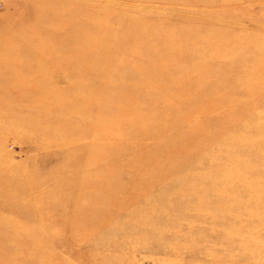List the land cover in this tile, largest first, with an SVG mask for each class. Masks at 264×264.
I'll return each instance as SVG.
<instances>
[{
  "label": "rangeland",
  "instance_id": "obj_1",
  "mask_svg": "<svg viewBox=\"0 0 264 264\" xmlns=\"http://www.w3.org/2000/svg\"><path fill=\"white\" fill-rule=\"evenodd\" d=\"M151 21L245 39L227 61L264 69V0H0V264H264V101L222 128L126 122L145 81L114 47ZM194 36L154 44L226 42Z\"/></svg>",
  "mask_w": 264,
  "mask_h": 264
},
{
  "label": "bare ground",
  "instance_id": "obj_2",
  "mask_svg": "<svg viewBox=\"0 0 264 264\" xmlns=\"http://www.w3.org/2000/svg\"><path fill=\"white\" fill-rule=\"evenodd\" d=\"M25 15L30 16L29 13ZM202 16L204 17V14ZM208 18L216 19L215 16H208ZM153 22L143 23L139 29H131V34H128V29L123 30L121 33L123 38L117 40L114 47V49H120L126 43L125 54H128V59L122 62L123 70L121 71L126 79L145 77L142 79L145 82L130 83L135 90L143 91V94L137 97L140 102H133L136 98L133 95L119 101L120 106L136 109L142 116L140 119L138 114L132 113L126 117V122L138 119L141 123H145V126L154 128L155 118L160 117L166 126L180 127L187 121L196 120L209 112H214L218 115L208 119L205 125L210 129L219 126L222 128L231 125L232 121L228 119L220 121V118H236L230 110L220 112L225 105L232 106L238 103L249 109L248 107L253 106L254 103L263 104L264 95L260 98L253 97L257 93L262 94L264 90V69L261 64L252 63L250 66L240 67L239 62L227 61V58L231 60L233 57L243 58L242 49L244 44L248 43L247 40L244 39L243 44H234L229 42L234 37L221 30H207L199 37L196 35L199 32H190L177 26L172 29L161 28L154 34ZM175 30L187 37L194 34V37L205 39V41L226 40V42L217 44L206 42L183 47L154 44V39L165 40L166 36ZM128 37L133 41L132 45H127ZM137 39L141 41L138 42ZM261 50L264 48H257L258 53ZM194 53H197L195 57H193ZM208 80L212 82V85L207 84ZM227 86L228 92L223 91V88ZM203 89H206L207 94L196 97V94ZM153 92L157 97L151 100L148 93ZM147 109L151 110L148 114L144 112ZM154 110L157 113L155 117ZM157 110H160L159 113ZM184 111L190 112V115H182ZM143 137L148 138L144 135ZM153 138L154 135L150 137V139ZM180 141L183 146L189 142L183 136ZM146 151L145 154L154 157V148H148Z\"/></svg>",
  "mask_w": 264,
  "mask_h": 264
}]
</instances>
